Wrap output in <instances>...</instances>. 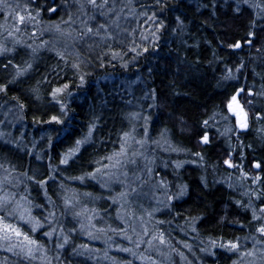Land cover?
Masks as SVG:
<instances>
[{
  "label": "trees",
  "instance_id": "1",
  "mask_svg": "<svg viewBox=\"0 0 264 264\" xmlns=\"http://www.w3.org/2000/svg\"><path fill=\"white\" fill-rule=\"evenodd\" d=\"M53 2L61 6L58 14L42 11V22L38 24L40 29L61 22V18L68 20L70 13L77 10L75 0H36L37 5L45 8L48 3ZM167 2L169 7L160 12L153 7L155 0H138L131 8L136 12L134 19L129 16V7L121 6L124 12L120 23L128 32L122 34L119 42H110L111 50L104 44H94L91 48L86 43L75 45L70 50L73 55L68 59L74 60L79 53L80 59L86 61L84 70L88 75L83 85L78 87L79 79L73 78L70 67L63 71L56 68L60 75L55 76L53 68L56 67L58 58L54 54L41 57L42 61L37 56L31 60L27 59L33 63V68L18 84L12 86L7 95L0 94V124L4 125L0 155L8 153L16 166L11 176L14 184H4V191L15 193L17 199L21 195L27 196L32 201L33 215L41 221L49 211H55V222L49 224L45 221V227L36 233H31L28 225H20L23 231L29 232L44 244L52 264L102 263L98 260L95 262L84 254L85 249L81 248V245H87V249H90L95 244L89 236L85 237L88 231H81L77 218H74V213L70 210L76 205H82L81 210L95 209V214L89 211L88 215H94L93 221L102 227L104 223H108L99 216L111 217L113 210L104 198V190L96 181L86 180L81 183L74 177L91 171L95 167L96 159L118 150L120 135L124 131H131L135 127L134 134L139 139L143 135L142 130L144 131V117H149L148 131L151 137L144 149L148 160L154 157L152 154H156L154 167L157 172L165 169L178 173V184L187 185L188 189L183 198L173 200L170 204L167 201L168 210L158 213L152 224L158 229L168 222L176 229L181 227L180 225L186 230L195 228L192 234L194 240L184 237L181 245L195 242L210 247V239L219 243L221 238L227 241L239 237V243L243 247L248 246L250 240L257 235L255 229L249 225L250 211L236 209L233 205L234 200H242L245 203L248 201L249 197L243 193L253 187L251 180L241 178L236 169H227L223 165V159L232 150L234 159L239 162V155L242 153L246 157L243 161V171L250 176L257 172L264 176V171L252 167L253 160H264V119H256L258 112L264 115V100H260L259 95L246 98L251 99L252 104H248L246 99H241V103L250 112L249 128L244 132L235 129L234 118L226 107L228 97L237 86L253 88L255 92L261 91L264 84L261 79V75H264V52L258 53L256 48L264 45V32L260 31V28L264 27V20L257 18L256 11L242 3L237 15L235 9L238 0H216V17L212 19H209L212 0ZM198 3L200 7H197ZM153 10L166 27L157 33L159 40L155 49L149 46V52L143 53L141 47L139 50L142 54L136 56L134 52L129 51L133 47L131 40L135 38L136 43L140 45L149 44L152 39L149 29L154 31L155 28L142 14L147 12L151 15ZM176 16L184 20L186 27L183 31L177 30ZM2 17L3 14H0V20ZM75 20L80 21L78 17ZM214 22L226 24L227 28H213ZM253 22L257 25L254 29L257 33L255 47L249 48L245 45L235 53L229 52L226 45L219 47L226 39L244 37L249 30H253ZM73 27L78 29L81 25L74 24ZM142 35L148 36V41L142 40ZM112 51L120 54L114 60ZM214 52L217 53L216 56L213 55ZM19 53L20 51L8 58L13 59L14 63L23 64L25 60L22 61ZM0 61L6 62L5 57H1ZM241 62L245 64L243 75L235 81L224 80L225 65L235 69ZM59 63L63 67V62ZM46 75L53 79V86L70 84L71 95L66 93L62 97L67 106L65 113L60 112L59 105L50 103V85L43 82ZM6 79L8 76L0 65V82ZM37 87L40 89L39 100L30 92L32 88ZM153 89L158 97L155 102L151 96ZM241 95L245 96L244 93ZM12 97H17L25 104L22 112ZM154 103L156 106L152 107ZM133 114H138L135 119H132ZM53 115L59 116L63 123H49ZM226 116L229 118L225 119ZM204 120L209 121L207 127L203 125ZM93 123L96 125L93 144L86 146V151L82 149L83 154L75 164L59 165L60 155L74 146L76 139L86 135L89 125ZM182 128L185 130L182 131ZM230 128L233 129L232 132L226 131ZM202 131H207L210 136L211 143L207 146L198 144V133ZM161 132H165L168 143H164ZM5 140L9 143L5 144ZM155 141H160V144ZM169 144L171 148L180 149L179 153L175 154L173 151L168 154L158 149L169 147ZM242 145H251V148ZM136 146L138 148V145H133L135 148ZM196 152H200L204 159L200 160L195 155ZM37 156L41 159L37 160ZM138 162L143 167L146 161L141 157ZM177 162L182 164L180 169H175ZM22 173L35 174L39 179L53 176L54 179H50L47 186V196L50 199H46L39 186L29 181ZM229 184L232 186L229 187ZM85 193H91V196H86ZM64 197H68L74 206L65 208ZM77 200L79 203H76ZM86 202L88 206L85 205ZM259 203L260 201H255V204ZM224 213H227V221L219 223V217ZM192 217L203 219L193 221ZM79 219L83 220V217ZM157 221L164 223L158 224ZM237 221L246 227L239 229ZM12 222L19 223L16 219H12ZM51 228L56 231L53 239L49 240L43 232ZM63 235L68 236L69 242L63 249H58L56 237ZM261 239L263 241L264 237ZM59 242L62 243V239ZM181 248L180 246L175 249L176 256L181 252ZM214 251V256L206 254L201 256V262L190 263L233 264V261H237L236 253L218 247ZM57 256L58 261L54 259ZM0 264L42 262L39 259L28 261L0 247Z\"/></svg>",
  "mask_w": 264,
  "mask_h": 264
},
{
  "label": "snow or ice",
  "instance_id": "2",
  "mask_svg": "<svg viewBox=\"0 0 264 264\" xmlns=\"http://www.w3.org/2000/svg\"><path fill=\"white\" fill-rule=\"evenodd\" d=\"M226 2V0H225ZM247 5L249 8H252L256 11L257 18L264 20V0H238L236 6L237 15L240 13V4ZM75 5L77 7V11L79 13L78 19L80 20L81 27L74 28L73 25L76 23V20L73 19L71 15H69L68 20H63L61 18V22L50 24L48 29H41L40 35H43L45 30H54L56 33L60 35L63 39V47L57 48L56 43L49 48V51H54L56 57L58 58V63L55 68H53V73L56 77L60 75L59 72L56 71V68H60L63 71L65 68L70 67L74 76L73 78H78L81 86L86 82V76L88 73L84 70L86 61L84 59H80L79 53L76 54V58L72 61L68 59V57L73 55V52L70 49H73L77 44L86 43L89 48L93 47V45L104 44L110 50L112 48L111 41L119 42L122 34L128 32L127 29L122 28L121 26V18L122 13L124 12V8H120L119 11L116 9V5L114 0L110 3V0H75ZM131 0H128L129 14H133L135 12L134 9L130 8ZM208 5H204L207 7ZM61 6L53 3H48L47 7H43L42 5H37L36 0H27L26 3L21 4L18 2H10V0H0V14L4 16V23L0 24V29H3V32H0V35H3L4 32L7 33L5 40L11 38V47H9L6 43L0 42V57H5L6 62L0 61V65L8 76L3 82H0V94L7 95L9 91L12 90V86L18 84L33 68V63L29 60L24 61L23 64H17L13 62V59L8 58L11 54L16 52L17 47H23L30 49V55L35 57L38 53L39 49L46 47L49 44V41L44 40L40 44L35 47L32 44H27L23 42L21 39H18L16 34L25 32L29 27L35 29L38 24L42 21L40 20L41 12L45 11L49 14H58V9ZM154 9H158L160 12H163L165 9L169 7L167 0H155ZM197 7H200V4H197ZM212 12L210 13L209 19L216 17V0H212L211 3ZM147 19L154 26L155 30L152 31L149 29L150 35L152 37L149 44L140 45L136 43L135 38L131 40L133 47L129 49V51L134 52L136 56H140L142 53L139 50L141 47L143 48V53L149 52V46L153 49L156 48L158 44L159 37L157 33L166 27L163 20L157 15V12L153 10L151 15H148L147 12L143 13ZM126 19V17H125ZM176 24L177 30L183 31L186 27L184 20L180 16H176ZM11 20L9 24L8 21ZM63 25H68L67 28L63 27ZM213 28L222 27L227 28L226 24L223 23H213ZM257 27L255 22H253L252 29L247 32V34L235 40L226 39L222 41L219 47L223 48L227 47L229 52L235 53L237 50H241L245 45L251 47H255V40L257 33L254 30ZM261 32H264V27L260 28ZM134 33L135 30L133 29ZM132 33H129L131 35ZM31 38H37V32H31ZM148 36L142 35V40L148 41ZM91 41V42H90ZM59 43V41H57ZM198 47V45H194ZM258 53L264 52V45L256 48ZM127 54V53H125ZM120 54L112 51L111 56L112 59H116ZM214 56L217 53H213ZM60 61L63 62V67L60 65ZM126 66V65H125ZM245 68V64L243 62L239 63V65L232 69L225 65V75L223 77L224 80L235 81L238 80L240 75H243L242 70ZM255 72V69H253ZM261 79L264 80V75H261ZM44 83L50 85V91L48 95L51 100L50 103L53 105H59L60 112L65 113L67 106L63 102L62 97L67 93V95H71L70 84L62 83L59 85L53 86V79H49V76L46 75L44 78ZM31 94L37 99H41L40 89L32 88L30 90ZM244 93L245 96L241 94ZM176 95H180L176 93ZM264 96V84L261 86L260 92H255L253 88H245L241 86H237L235 91L228 97L227 100V110L231 117L235 118V129L239 132L247 131L249 128V111L245 109L244 105L241 103V99H246L248 97L253 96ZM152 99L155 102L157 100L156 90L153 89L151 93ZM12 99L17 101V106L21 110V112L25 108V104L21 103L17 97H12ZM248 104H252L253 101L251 99H246ZM163 103V102H162ZM154 103L152 107H155ZM138 114H133L132 119H135ZM229 117L226 116L225 119ZM256 119L261 120L264 119V115L261 113L256 114ZM148 120L149 117H144L145 126L143 135L137 139L135 133V127L132 128L131 131H124L120 135V148L112 153L105 154L102 158L96 159L94 161L95 167L92 168L91 171L84 172L79 177H74V179L79 180L81 183H84L86 180H94L100 183L101 188H108L111 183L118 182L124 185V189L118 193V197H112V202L114 204L119 203L120 208L123 209L124 205L129 203L128 198L137 192L138 188H142L144 184L148 183V179H145L144 175H138L137 170L139 169L138 158H143L146 162L143 165V171L146 172L147 177L149 179L153 178V164L154 160H148V157L145 155L144 149L145 146L148 145L151 137L149 136L148 131ZM49 123L55 122L57 124H62L63 120L57 116L53 115L50 117ZM203 125L207 127L209 125L208 120L203 121ZM96 125L90 124L88 128V132L80 139H76L74 146L68 148V150L60 155L59 165L62 166H71L75 164L77 160L82 156V149L84 151L87 150L86 146L93 144V134L95 132ZM182 131L185 129L182 128ZM166 131V130H165ZM226 131L232 132L233 129H227ZM2 135V134H0ZM161 138L164 140V143H168L167 137L165 136V132L160 133ZM199 140L198 144L200 145H209L211 143L210 136L207 131H202L198 133ZM223 135V133H222ZM239 139V135L237 136ZM5 144H8L9 141L5 140ZM155 143L160 144V141H155ZM133 145H138V148L133 147ZM242 147L251 148V145H242ZM169 148L171 145L169 144ZM172 151L178 152L180 149L171 148ZM195 155L199 157L200 160H203L204 157L200 152H196ZM37 160L41 158L39 156L36 157ZM246 157L241 153L239 155V162L234 159L233 151L230 150L226 158L223 159V165L226 166L227 169H236L240 172L241 178L245 180H251L250 191H246L243 195L248 196V201L245 203L242 200H234L233 205L236 209L251 213V219L249 220V225L255 229V232L259 234V236L264 237V176L257 172L255 175L250 176L249 174L243 171V161ZM129 165H137V170L132 171V177H129ZM182 164L177 162L175 164V169H180ZM252 167L256 170L264 171V160H253ZM0 169H3L7 175L0 180V247H3L5 251L14 252V254L21 256L22 258L33 261V260H41L42 264H52V260L49 259L47 255V249L44 244L40 243L36 238H34L29 232L23 231L21 224L28 225L31 229V233H36L38 230L43 229L45 227V221L49 224L55 222V211H49L47 216L44 217V220L41 221L35 215H33L32 210V201L25 195H21L19 199H16V194L12 192L4 191V183L9 182V177L12 176V173L8 168L4 167L3 163H0ZM49 171H52L51 164H49ZM22 175L26 176V178L32 183L39 186V188L44 192L45 198L50 199L47 196V186L48 181L50 179H54L53 176H49L48 179H39L35 174L28 175L27 173H22ZM121 176L124 179H121ZM126 181H129L126 183ZM139 182V183H137ZM203 182V181H202ZM136 184V187L132 185ZM156 184L164 189L167 201L169 204L173 200L181 199L187 194V185L178 184L176 185L177 191L175 193L171 192V188L168 186L166 181L161 178L156 181ZM259 185V187H254ZM63 187V185H61ZM232 185L229 184V187ZM27 190V187H26ZM86 196H91V193H85ZM255 201H260L259 205L255 204ZM76 203H79L77 200ZM64 205L65 208L73 207V202L68 198L64 197ZM36 207H40L36 205ZM91 211L95 214V209H87L83 208L81 211L74 212V218H77L78 223L80 224L81 231L86 229H90L92 227H96L92 220L94 219V215H88V212ZM129 215H135L134 212H130ZM149 217H151L152 213H148ZM119 216V212H118ZM83 217V220L79 219ZM12 219H16L19 223H13ZM202 217H192L193 221L201 220ZM87 221V223H85ZM227 221V213L222 214L219 217V223H225ZM158 224L164 223L163 221H157ZM143 224V221H142ZM237 227L239 229H243L246 227L244 224H240L237 221ZM115 232L116 229H110ZM193 231L196 229L193 228ZM56 229L51 228L49 231H44L43 235L49 240L53 239V234ZM97 232H104L103 228H96ZM61 232L63 229L61 228ZM132 232L136 234L137 239H133L131 235L127 234V230H125L124 238L128 240L130 245H134L135 248H139L142 243H145L143 240V236L149 235V231L147 227L143 228L142 233H137L136 229L133 227ZM88 236L90 238H96L93 232L88 231ZM62 239V243L59 242ZM255 240L256 238L253 237ZM57 243L56 247L58 249H63L64 246L69 242L68 236L63 235L61 237H56ZM158 240L161 245L166 243L164 238V233H154L151 236V239L147 240L146 243L149 247H152L153 241ZM260 243V241H256ZM209 246H205L200 249L201 252L206 253L208 256H214L216 253L214 249L217 247L227 251L236 253L241 259L243 257H255V250L253 251H242L241 245L239 243V237H236L235 240H227L224 241L222 238L219 240H209ZM81 248L87 249V245H81ZM185 247H189V245H185ZM18 249V251H14ZM118 251L129 253L133 257L137 256V252L134 251L132 247H122L118 248ZM79 254V253H78ZM163 255V253H160ZM181 259H186L183 252H178ZM105 256H107V252H105ZM260 260L262 264H264V249L260 250ZM55 260H59V256L54 257ZM141 261H147L148 264H157V261L152 259L151 256H140ZM128 264H132L131 261ZM233 264H237V261H233Z\"/></svg>",
  "mask_w": 264,
  "mask_h": 264
},
{
  "label": "rangeland",
  "instance_id": "3",
  "mask_svg": "<svg viewBox=\"0 0 264 264\" xmlns=\"http://www.w3.org/2000/svg\"><path fill=\"white\" fill-rule=\"evenodd\" d=\"M10 2H18L21 4V7H23V4L26 3L27 1L10 0ZM112 2L113 0H110V3ZM137 2L138 0H131L130 8H132L134 4H136ZM114 3L116 5L117 11H119V9L122 8L121 6H125V5L128 6V0H114ZM70 15L73 17V19H75L79 16V13L76 10L75 12L70 13ZM129 16L131 19H134L136 17V12H134ZM3 23H4V16L0 20V24ZM8 23L10 24L11 20H9ZM75 24L81 25L80 21L76 22ZM40 28L38 25L36 27L37 30L29 27L27 31L16 34V36L18 39H21L23 42L27 44H32L34 47L41 43L40 41L41 39H43V41L44 40L49 41V44L46 47L39 49L38 53L36 54L37 58L40 57L39 60L42 61L41 57L55 54L54 51L48 50L49 48L52 47L54 43H56L57 48L63 47V39L54 30H45L43 32V35H40V30H41ZM43 29H48V26L47 25L43 26ZM32 31L37 32L38 39L31 38ZM0 32H3V29H0ZM6 36H7L6 32H4L3 35H0V42L6 43L9 47H11V38L5 40ZM57 41H59V43H57ZM18 51H20L19 54L22 61L24 60L26 61L27 59L31 60L32 58H34L33 56L30 55L31 52L30 49L19 46L17 47L16 52L11 54V56L17 54ZM260 100H264V96H260ZM1 116L2 114L0 113V117ZM3 130H4V125L0 124V134L4 132ZM0 140H2V135H0ZM158 149L160 151H166L168 154L173 152L170 150L168 146H164V149L160 147ZM178 153L179 152H176L175 154ZM0 156L2 157L0 158V163H3L4 167L8 168L13 175V173L16 170V166L12 163L8 153H4L3 155ZM152 157L153 158L151 160H154L155 162V160L157 159V155L152 154ZM138 165H139L138 170H137V165H129V169H130L129 177L130 178L132 177L131 170H137V174L144 175L145 179H148V183L144 184L142 188H138L137 192L133 193L128 198L129 203L125 204L123 209L120 208L119 203L114 204L112 202V197H118V193L122 190H125L124 185L118 182H114L111 183L108 188H102L104 190V198L106 199V201H108L110 205L109 207L112 208L113 210L112 216L111 217L99 216L101 220L108 223V225H106L103 222L104 223L103 227L102 225H100L103 229H105L104 232H97L96 228L97 227L101 228V227L98 226L99 225L98 223H97L98 225H96L95 221L92 220V223L96 225V227L86 229L85 231L94 232L93 234L96 238H91V239L96 246L94 245L90 249H85L84 254L87 255V257H90L95 262L96 260L101 261L102 262L101 264H128L129 261H131L132 264H148L147 261H143V262L141 261L140 259L141 255L151 256L152 259L157 261V264H193L190 262H195V261L201 262V256L206 255V253L201 252L200 249L205 246L203 245L201 246V244L198 245L195 242L187 244L190 246V248L185 247V245H181V242H184L183 240L184 237H188L189 239H191V241L194 240V236L192 235L194 232L192 229L186 230L182 225H180L181 227L178 226V228L176 229L173 228L174 225L171 222L165 223V225L159 229L156 228L154 224H152L155 216L164 210H168L169 207L164 189L159 185H157L156 181L163 178L168 184V186L171 188V192L175 193L177 191L176 185H178V177H179L177 175L178 173L176 174L173 171H169V170L167 171L165 169L161 172H157L153 164L152 165L153 178L149 179L147 177L146 172L143 171V167L139 162ZM5 175H7V173H5L3 169H0V180H2ZM121 179H124V177L121 176ZM128 182L129 181H126V183ZM4 184L7 185L14 184L13 179L9 177V182H5ZM98 184L100 185V183ZM132 186L136 187V184H133ZM94 203L97 204V202ZM85 205L88 206L87 202L85 203ZM74 207L75 208H71L70 210L73 213L81 210L82 205H76ZM118 212H119V216H118ZM130 212H134L135 215H129ZM148 213H152L151 217H149ZM85 223H87V221H85ZM133 227L136 229L137 233H142L144 227H147L149 231V235L143 236V240L145 241V243H142L139 248H135L134 245H130L128 243V240L124 238L125 230H127L128 235H131L133 239H137L136 234L132 232ZM110 229H116V231L113 232ZM159 232L164 233V238L166 243L164 245H161L159 241L156 240L153 241L152 247L150 248L149 245L146 243V241L151 239L152 234ZM87 236L88 234H85V237ZM254 237L256 239L254 240L252 238L248 246H243V247L241 246L242 247L241 250L242 251L255 250L256 253L255 257L245 256L243 257V259H241L238 255H236L237 264H262V261L260 260L259 257H260V250L264 249V239L262 241L261 239L262 237H260L258 233ZM256 241H260V243H257ZM180 246L182 247L180 250L181 252L184 253L186 259L182 260L180 255L178 254H177L178 257L176 256L175 249H179ZM122 247H132L134 251L137 252V256L133 257L129 253H125L117 250L118 248H122ZM105 252H107V256H105ZM160 253H163V255H161ZM119 258L125 259L126 261L125 260L120 261L118 260Z\"/></svg>",
  "mask_w": 264,
  "mask_h": 264
},
{
  "label": "flooded vegetation",
  "instance_id": "4",
  "mask_svg": "<svg viewBox=\"0 0 264 264\" xmlns=\"http://www.w3.org/2000/svg\"><path fill=\"white\" fill-rule=\"evenodd\" d=\"M246 109V108H245ZM249 123H250V112H249Z\"/></svg>",
  "mask_w": 264,
  "mask_h": 264
},
{
  "label": "water",
  "instance_id": "5",
  "mask_svg": "<svg viewBox=\"0 0 264 264\" xmlns=\"http://www.w3.org/2000/svg\"><path fill=\"white\" fill-rule=\"evenodd\" d=\"M237 51H240V50H237Z\"/></svg>",
  "mask_w": 264,
  "mask_h": 264
}]
</instances>
